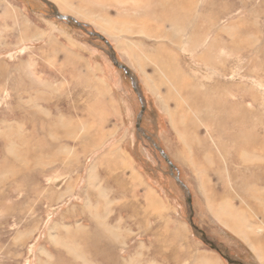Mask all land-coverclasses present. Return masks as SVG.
<instances>
[{
	"label": "rangeland",
	"instance_id": "374dc122",
	"mask_svg": "<svg viewBox=\"0 0 264 264\" xmlns=\"http://www.w3.org/2000/svg\"><path fill=\"white\" fill-rule=\"evenodd\" d=\"M209 1L218 22L193 25L213 54L132 51L67 0H0V264H259L219 216L264 228V0Z\"/></svg>",
	"mask_w": 264,
	"mask_h": 264
},
{
	"label": "bare ground",
	"instance_id": "6f19581e",
	"mask_svg": "<svg viewBox=\"0 0 264 264\" xmlns=\"http://www.w3.org/2000/svg\"><path fill=\"white\" fill-rule=\"evenodd\" d=\"M67 1L70 2L71 5L74 6L79 11L78 12L75 10L76 13H78L84 18L93 20L99 28L103 30H107L109 34L114 37V39L119 40V43L122 44L123 48H128L132 51H136V50L177 51L180 49L188 50L192 48V49H203L206 52L213 54L214 50L212 49L213 46H215L214 40L213 42H207V44L204 45L206 43L207 38L204 39L202 38L201 35H198V28H199V27L197 28L198 24L193 25V15L194 12L196 11L202 14V17H200V19L198 20L204 21L203 18L205 16H208L210 17V21L211 20L213 21V19L215 18L214 21L218 22L219 18L216 17V15H219L217 14L218 10L208 11V7H207L208 0H67ZM209 2L210 4L214 3L215 5V0H210ZM53 9L56 14L62 16L61 15L62 13L61 14L60 12L58 13L56 7H54ZM13 17L16 20L15 28L18 31L21 32L28 31V27L27 26L25 27L24 25L21 24L23 22L20 20L17 14ZM47 27L49 31H47V29L46 30L38 29V33H36L37 37L48 36L51 40H55V42H57L56 39H54L53 37L54 32L56 30L54 29V25L48 23ZM235 31H236L235 28L231 30L232 33H234ZM138 37H142V38L146 37L149 40H151V43H147V40L145 38L144 39L146 41L144 39H136ZM52 42H53L52 44L54 45L55 42L54 41ZM76 44L80 45L75 41L72 45H76ZM55 45H59V44L56 43ZM143 55L145 60H147L148 62H153V59L150 54L145 53ZM175 61L176 58L170 57L167 52H162L161 55L155 58L156 63L170 65V66L177 62ZM179 134L180 135L188 134L187 142H190L192 144V149L195 150L198 155L206 154V153L210 154L211 149L209 147H201L193 140V136H197L196 130L193 129L191 130L184 129L183 131L179 130ZM119 158L120 157L118 155L116 159L115 156H112L109 159V161L113 163V160L118 161ZM226 222L229 225H231L233 228H235L237 234L240 235L242 238H244L250 244L251 248L258 255L259 259L264 263V239H263L264 228L262 226H257L256 225L257 223L254 224L252 223L248 225L246 222H240V221H237L235 223H230L228 221ZM203 264H215V263H212L207 260L206 261L203 260Z\"/></svg>",
	"mask_w": 264,
	"mask_h": 264
},
{
	"label": "crops",
	"instance_id": "0c3cea01",
	"mask_svg": "<svg viewBox=\"0 0 264 264\" xmlns=\"http://www.w3.org/2000/svg\"><path fill=\"white\" fill-rule=\"evenodd\" d=\"M182 145H184L182 148L184 149V151H185V155H188V153H189V157L191 158L192 157V150H191V147H188L189 145L186 143V145H185V143H182ZM181 153H182V151H179V154L181 155ZM190 158L188 159V160H186V161H184V159L180 156V158H179V160L182 162V164L184 165V166H188V167H191V168H193V170H195V164H193V162L191 163V164H189L188 163V161L189 162H191L190 161ZM201 182L202 180L201 179H198V182ZM209 181V183H211L212 182V179H209L208 180ZM205 193V192H204ZM151 194V193H150ZM153 194V193H152ZM228 195L230 196V198L233 196L232 195V193L230 192V193H228ZM150 198V197H149ZM219 200H222V203L221 204H219ZM229 200V199H228ZM230 201H225L224 200V198L223 197H220V198H218L217 196H216V203L218 204V206L220 207V209L222 210V211H224V212H226V210H228V209H230V208H234V206L232 205V203H229ZM239 211H240V217L241 218H244L243 216H244V213H245V208L244 207H240L239 208ZM232 230H234V232H237V231H235V228H233L231 225H229L227 222H226V220L225 219H223L221 216H219ZM249 224H252V223H250L249 222ZM252 249V248H251ZM255 252V251H254ZM255 255V258H256V260L259 262V264H262V261L259 259V257H258V255L255 253L254 254ZM261 261V262H260Z\"/></svg>",
	"mask_w": 264,
	"mask_h": 264
},
{
	"label": "water",
	"instance_id": "95a60500",
	"mask_svg": "<svg viewBox=\"0 0 264 264\" xmlns=\"http://www.w3.org/2000/svg\"><path fill=\"white\" fill-rule=\"evenodd\" d=\"M116 63L118 64V60H116ZM122 68H124L125 69V67H122ZM230 260V259H229Z\"/></svg>",
	"mask_w": 264,
	"mask_h": 264
}]
</instances>
